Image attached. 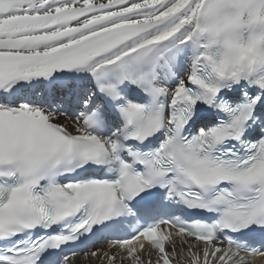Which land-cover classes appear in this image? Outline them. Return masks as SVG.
Returning <instances> with one entry per match:
<instances>
[{
  "label": "snow or ice",
  "instance_id": "obj_1",
  "mask_svg": "<svg viewBox=\"0 0 264 264\" xmlns=\"http://www.w3.org/2000/svg\"><path fill=\"white\" fill-rule=\"evenodd\" d=\"M264 264V0H0V264Z\"/></svg>",
  "mask_w": 264,
  "mask_h": 264
}]
</instances>
